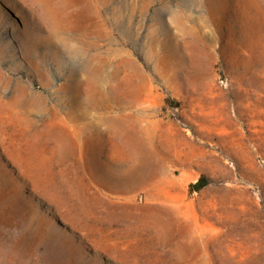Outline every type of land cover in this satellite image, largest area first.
<instances>
[{
	"label": "rangeland",
	"instance_id": "1",
	"mask_svg": "<svg viewBox=\"0 0 264 264\" xmlns=\"http://www.w3.org/2000/svg\"><path fill=\"white\" fill-rule=\"evenodd\" d=\"M54 2L68 22L100 17L108 35L97 51L123 49L143 70L118 113L148 106L140 129L166 158L118 193V158L50 153L40 123L81 59L46 46L40 0H0V264H264V0ZM153 31L166 46L147 61Z\"/></svg>",
	"mask_w": 264,
	"mask_h": 264
},
{
	"label": "bare ground",
	"instance_id": "2",
	"mask_svg": "<svg viewBox=\"0 0 264 264\" xmlns=\"http://www.w3.org/2000/svg\"><path fill=\"white\" fill-rule=\"evenodd\" d=\"M40 2L42 3L46 18L48 39L45 42L46 46L55 47L59 44L64 46L69 53L81 59V69L78 70L79 73L73 72L71 78L63 84L61 90H58L61 91V95L58 93L59 96L56 97L55 106H52L53 118L51 117L52 119H50L48 117L49 119L47 118L46 122V118L44 121H42L44 118L41 120L42 123H40L39 128L40 139L38 141L42 145H45L50 153H53L62 162L70 161L72 158H76L78 161L83 159L93 160L97 156L99 157L102 152H105L108 158H118V161L125 163L127 166L126 171L124 170L125 173L122 174L124 182H122L123 179L120 177L118 185L115 186V190L117 189L118 193L127 192L137 183L144 184L146 179L154 173L152 172L154 168L151 167V162L157 161L159 157L164 160L166 156L164 153L157 151L154 144L150 145L152 144L150 142L152 140L150 131L147 128L144 132L140 129V122L146 120L148 106L138 107L134 103L132 106L127 107L131 110L130 112L126 113V111L125 114H119L118 112L125 109V107L121 109L120 101L118 100L120 97L118 96L138 97L142 84L135 80L133 76L146 75H144L142 69L137 67V64L127 58L128 56L124 57L120 55L118 57L119 54H123V49H113L110 46L104 52L105 54L97 51L99 46L98 41L103 36L108 35L104 21L101 19L97 20L100 17L97 19L77 18L68 22V19L62 16L60 12L63 11L61 10L63 6H60L54 0H40ZM113 21L128 37L132 35L133 27L122 25L119 19V22L116 19ZM120 30L119 32H121ZM153 32H151L149 37L151 38L149 39L151 43L145 47V59L147 61L153 60L156 45L160 46L162 44L161 42L156 43L157 40L154 35L157 34V31ZM63 33L71 36L79 35L83 39L78 41L80 45L78 43L75 45L69 39L62 37ZM136 34L138 33L136 32ZM163 36L165 37L166 35ZM158 39L160 38L158 37ZM162 46L164 48L166 46L165 43ZM90 50H96V52L92 51L93 53L89 54L91 53L89 52ZM48 54L52 56V59L60 63L59 56L51 48ZM41 61L40 64L36 62L37 68H43ZM44 84L47 85V82ZM37 101V104L40 106L39 111L46 112L44 101L41 99ZM121 105L123 104L121 103ZM46 113H49L48 110ZM163 142L160 143L163 144ZM170 145H167V148ZM96 148L95 152L94 149ZM98 150L101 152L97 153L99 152ZM90 172L89 174L92 175V172ZM125 218L133 219L134 216L127 214ZM188 231L191 233L194 231V228L190 227ZM229 258L231 259L232 256H229Z\"/></svg>",
	"mask_w": 264,
	"mask_h": 264
},
{
	"label": "trees",
	"instance_id": "3",
	"mask_svg": "<svg viewBox=\"0 0 264 264\" xmlns=\"http://www.w3.org/2000/svg\"><path fill=\"white\" fill-rule=\"evenodd\" d=\"M203 180H200L198 182H196L195 184H192L191 187L192 189H194L195 191L200 190L203 187Z\"/></svg>",
	"mask_w": 264,
	"mask_h": 264
}]
</instances>
